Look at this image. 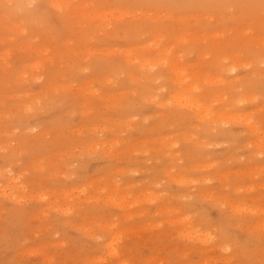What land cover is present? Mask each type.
<instances>
[{"label":"rangeland","instance_id":"374dc122","mask_svg":"<svg viewBox=\"0 0 264 264\" xmlns=\"http://www.w3.org/2000/svg\"><path fill=\"white\" fill-rule=\"evenodd\" d=\"M263 223L264 0H0V264H264Z\"/></svg>","mask_w":264,"mask_h":264},{"label":"bare ground","instance_id":"6f19581e","mask_svg":"<svg viewBox=\"0 0 264 264\" xmlns=\"http://www.w3.org/2000/svg\"><path fill=\"white\" fill-rule=\"evenodd\" d=\"M55 7H57V6H55ZM155 41H157V42H155L157 45H159V43H158V37L156 38V40ZM145 48V46H135V47H130V48H126V49H124V52L126 53V57H128V58H131L132 59V61L134 60V59H137L136 60V62L139 64V65H141V66H143L146 62H144V61H150L151 60V58H153V57H144L143 56V54L141 53V50L142 49H144ZM80 53V52H79ZM133 53H134V55L136 56V57H134L133 56ZM81 54H83V53H81ZM69 63V62H68ZM130 75H131V78L133 79L134 78V80H139V77H137V79L135 78V76L136 75H134L133 73H130ZM133 76V77H132ZM109 80V79H108ZM103 81V80H102ZM180 95V94H179ZM178 100H179V102H182L183 101V99L182 98H178ZM25 105V104H24ZM27 107V106H26ZM189 107H191V108H194L195 110H197V112H200V113H202L203 111H202V109H201V107H202V103H197V102H195V101H192V102H190L189 101ZM120 120V122L122 123L123 121H125V120H123L122 121V119H119ZM118 121H116L115 123H117ZM246 124L250 127V129H252L253 131H256L257 129H258V126L256 125V124H251V123H249V122H246ZM123 126V125H122ZM251 130V131H252ZM112 142H115V140H112ZM118 190V189H117ZM120 191V190H119ZM110 192V191H109ZM118 192V191H117ZM112 193V195H113V191L111 192ZM124 193V192H123ZM111 195V194H110ZM125 195V194H124ZM107 197H111V196H107ZM122 197V194H121V196H119V198L120 199H122L121 198ZM111 198H114V197H111ZM110 198V199H111ZM109 199V198H108ZM111 200H113V199H111ZM264 224V223H263ZM260 226H262V225H260ZM208 239L210 238V236H206ZM207 238L205 239V240H207ZM226 246H223V248H225Z\"/></svg>","mask_w":264,"mask_h":264}]
</instances>
